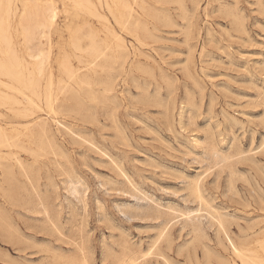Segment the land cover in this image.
<instances>
[{
  "label": "rangeland",
  "instance_id": "1",
  "mask_svg": "<svg viewBox=\"0 0 264 264\" xmlns=\"http://www.w3.org/2000/svg\"><path fill=\"white\" fill-rule=\"evenodd\" d=\"M53 1L65 39L71 18ZM162 1L135 4L145 25L137 35L108 15L128 54L93 75L95 101L78 106V84L55 68L57 110L38 100L32 115L48 122L51 146L35 152L39 138H25L5 148L14 165L0 176V264H59L61 255L114 264L110 252L125 242L152 251L150 264H225L226 232L264 259V0ZM13 114L0 106V122L27 123ZM195 184L226 232L198 211ZM191 211L198 239L182 214Z\"/></svg>",
  "mask_w": 264,
  "mask_h": 264
},
{
  "label": "bare ground",
  "instance_id": "2",
  "mask_svg": "<svg viewBox=\"0 0 264 264\" xmlns=\"http://www.w3.org/2000/svg\"><path fill=\"white\" fill-rule=\"evenodd\" d=\"M63 2L66 4L64 6V11L66 15L71 18L70 24L66 25L68 36L65 39L62 36L60 25L56 23V18L58 16L59 9L53 0H0V106H4L8 111L14 113L13 115L15 117L25 118L27 121L26 124L22 123L23 125H20L19 120L16 121V124H14L15 122L13 123L12 121L0 122V176L2 175L4 176V178L12 173V165H14L12 163L13 160L10 161L9 155L4 156V153H6L5 148L12 150L13 148L23 147V144L25 143V138L29 139V141H32L33 143L36 142L37 144L39 138V144L37 147L38 150H34L35 152L44 151L48 145H52V141L49 135L50 129L48 128V122H46L44 119H41L38 115L36 117H32V115L35 113V108L39 106L38 100H43L47 107L50 108L52 111L57 110L56 106L57 100L59 99V95L58 91H56L55 89L54 83V76L56 72L55 68L57 67V70L59 72H62L69 80H72L78 84V89H75L74 93L71 94L72 98L77 99L78 106L82 105L81 101L83 96H86L87 98L92 100L94 99L95 101L97 95L95 94V91L91 88L92 82L94 81L93 75L96 74L100 68L103 69L105 68V66H112L120 60H122L123 62L128 54V46L126 47V44L124 43L123 38L120 36V33L119 35L118 33H116L114 24L110 21L108 15H111L114 19V23H116L122 30L128 33L136 34L137 31L145 29V25L138 17L139 14L137 15L138 12H136L135 8V4L138 3V0H63ZM168 4L169 3H167L166 5ZM92 17L97 18V23L94 20L92 21ZM97 24H99V26ZM56 50L58 52H56ZM136 51L137 50H135V52ZM54 52L58 53L57 57L54 55ZM72 58L77 59V65L74 64ZM43 78H45V85L43 84ZM111 85L112 84H110V82H106V91L111 89ZM63 91L65 90L63 89ZM94 112L95 110L93 111V113ZM11 152L13 154L17 153L13 151ZM213 157L217 163L228 162V158L226 156H223L217 150L213 151ZM16 163L21 164L17 156ZM74 183H77V181ZM71 188L73 190V193H75L76 195L77 193H79V187L77 185L72 183ZM192 194L199 201L200 208L198 209V211L203 209L208 210L207 214L209 216V219L213 223H216L219 228L223 229L221 231L226 232V224L222 218V215L210 210V205L208 206L206 199L203 196L201 188L198 184H195L192 187ZM40 204L41 203H39V206H42L43 208V205ZM35 213L38 214L37 212ZM182 214L185 216L186 223L192 227V231L195 234V236L193 237H196L197 239L202 237V235H204V230L202 222L199 220L198 215L192 214V211L185 212ZM39 215L41 214H38V216ZM226 233L228 235L227 237L229 238L227 239L229 240L228 244L230 248V253L232 254V259L226 260L225 264H264V259L258 256L249 244H237L231 238L229 233ZM164 237H166V234L162 235V238ZM187 240H189V238ZM190 243L191 242H189V244ZM259 245L262 246V248L264 249V241L259 243ZM121 246L122 248L119 253L110 252V256L113 257L114 264H150L148 256L152 253V251L143 252L141 250L136 249L135 247H133V245L127 242H125ZM167 246L169 247V245ZM192 249L193 246L191 250ZM194 251L195 249H193V252ZM160 257H162V255ZM87 258L85 256L72 257L70 255H61L58 258V262L59 264H89Z\"/></svg>",
  "mask_w": 264,
  "mask_h": 264
}]
</instances>
